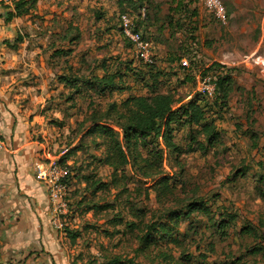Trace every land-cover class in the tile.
Instances as JSON below:
<instances>
[{
    "label": "rangeland",
    "instance_id": "374dc122",
    "mask_svg": "<svg viewBox=\"0 0 264 264\" xmlns=\"http://www.w3.org/2000/svg\"><path fill=\"white\" fill-rule=\"evenodd\" d=\"M221 1L226 22L204 0H34L23 14L0 1L6 21L19 18L3 72L43 120L34 133L42 142L35 168L44 163L64 186L48 201L50 188L38 179L43 198L22 225L30 229L24 239L16 236L20 219L0 217L1 263L107 264L119 257L133 264H264V0ZM124 12L153 41L155 64L141 61L124 37ZM220 71L232 75L224 102L211 88ZM115 75L101 92L100 79ZM155 91L182 103L202 93L218 134L206 148L189 149L200 128L176 129L181 149L167 150L161 140L163 162L144 176V150L128 151L117 121L128 97ZM96 123L121 132L126 158L111 136L92 130ZM160 219L172 232L146 242Z\"/></svg>",
    "mask_w": 264,
    "mask_h": 264
},
{
    "label": "trees",
    "instance_id": "16d2710c",
    "mask_svg": "<svg viewBox=\"0 0 264 264\" xmlns=\"http://www.w3.org/2000/svg\"><path fill=\"white\" fill-rule=\"evenodd\" d=\"M18 0L15 4V12L17 14L28 13L33 7L32 0ZM195 10V9H194ZM196 12H193L195 14ZM186 14V13H185ZM156 62V61H155ZM145 63V64H155ZM131 63H128L131 66ZM128 65V66H129ZM217 63H212L207 69L211 70L216 68ZM118 72V71H117ZM115 76L105 77L100 79L101 92L106 91L109 87L115 84ZM215 89L220 91L218 97L222 98V102L226 101L229 91L231 90L230 82L232 75L229 71H220L216 75ZM123 110L120 111L119 121L117 125L122 130L123 140L125 141L128 151L133 153L136 148L142 147L144 150V156H141L140 162H143L142 175L149 176L156 174L155 168H160L165 154L163 143L167 150L178 151L181 149L173 141V133L176 129L184 127L185 125L198 126L196 134H191L190 141L188 143L189 149H192L193 145H197L198 148L205 147V141L212 144L216 140L217 131L215 127V118L210 104L206 101L202 93H196L195 97L189 101L182 103L181 99H176L171 92H159L155 91L152 95H131L122 103ZM97 130L102 135H109L114 141L115 147L121 157H125L124 145L120 141L121 132L115 130L113 127L106 123H96L92 130ZM91 130V129H90ZM199 134L204 135V140L200 139ZM161 140L163 143H161ZM206 148V147H205ZM136 157V155H135ZM135 159V158H134ZM167 179V178H165ZM106 186V183H99L97 188ZM204 202L201 203H189L186 212L190 213L193 210L201 207ZM182 212L179 211L176 218H180ZM166 217H171L170 214ZM174 219V218H173ZM173 229H171L169 221H162V219L155 221V224L150 229L145 237L146 242H151L154 239V235L160 233L159 237L168 236ZM70 232V237L75 239L78 233ZM132 263L131 259H120L115 257L108 261L107 264H125ZM0 264H3L0 262Z\"/></svg>",
    "mask_w": 264,
    "mask_h": 264
},
{
    "label": "crops",
    "instance_id": "0c3cea01",
    "mask_svg": "<svg viewBox=\"0 0 264 264\" xmlns=\"http://www.w3.org/2000/svg\"><path fill=\"white\" fill-rule=\"evenodd\" d=\"M4 13L0 2V136L7 143V149L0 152V217L5 223L20 219L17 230L21 231L16 236L24 239L30 229L22 225L32 218V204L39 203L44 193L35 168L42 142L34 136L44 126H40L43 121L40 115H33L30 105L21 103V95L13 92V81L3 72L12 55L8 41L19 27V18L6 21ZM47 198L49 201V195Z\"/></svg>",
    "mask_w": 264,
    "mask_h": 264
},
{
    "label": "built area",
    "instance_id": "2783aa9c",
    "mask_svg": "<svg viewBox=\"0 0 264 264\" xmlns=\"http://www.w3.org/2000/svg\"><path fill=\"white\" fill-rule=\"evenodd\" d=\"M4 3L11 7H15L18 0H2ZM206 6L221 22H226L228 14L224 3L221 0H204ZM119 21L122 29V33L128 41H130L136 50L137 57L145 63H154L155 54L153 52V41L144 36V33L136 26V16L129 12L121 13ZM183 65L188 66L189 58L183 57L181 59ZM215 89V85L211 86ZM7 149L6 141L0 136V152ZM37 178L40 179L49 189L50 200H56L60 196V191L64 189L62 183L59 182L60 176L55 175L54 171H51L47 165L40 162L36 165ZM61 175L66 174V171L61 169Z\"/></svg>",
    "mask_w": 264,
    "mask_h": 264
}]
</instances>
